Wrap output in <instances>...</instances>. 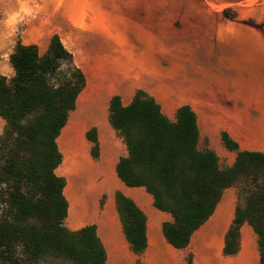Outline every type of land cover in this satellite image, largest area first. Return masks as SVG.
Returning a JSON list of instances; mask_svg holds the SVG:
<instances>
[{
    "label": "trees",
    "instance_id": "obj_1",
    "mask_svg": "<svg viewBox=\"0 0 264 264\" xmlns=\"http://www.w3.org/2000/svg\"><path fill=\"white\" fill-rule=\"evenodd\" d=\"M9 60L14 76L0 74V118L5 122L0 135V263L108 264L97 225L77 231L66 227L67 180L57 173L64 158L58 139L87 77L57 33L44 55L37 45L19 40ZM108 121L128 151L116 165L117 176L128 187H144L154 207L171 214L172 221L162 226L169 245L186 249L214 214L224 191L243 183L245 204L237 207L224 255L238 254L241 227L247 222L258 236L264 264V153L242 151L223 131L221 140L236 159L232 166L221 167L213 149L199 147L194 109L182 105L171 120L143 89L127 106L119 95L113 96ZM86 138L93 144L92 157L98 159L97 128ZM115 199L123 233L140 257L149 246L147 215L122 192ZM187 259L192 264L191 254Z\"/></svg>",
    "mask_w": 264,
    "mask_h": 264
},
{
    "label": "rangeland",
    "instance_id": "obj_2",
    "mask_svg": "<svg viewBox=\"0 0 264 264\" xmlns=\"http://www.w3.org/2000/svg\"><path fill=\"white\" fill-rule=\"evenodd\" d=\"M113 6L121 8L100 9ZM92 24L102 29L107 26L110 31L93 33L88 29ZM246 29L259 32L262 40H255L257 37ZM219 31L225 37L222 40L218 39ZM56 33L87 77V86L70 115L68 131L73 132L81 120L87 96L96 84L104 83L112 87L108 99L115 95L130 98L137 90H145L172 119L186 98L200 118L202 131L206 132L213 111L209 102L214 96L219 59L225 53L264 50V0H0V65L7 68L4 76L10 79L15 74L9 57L19 40L26 45H37L44 55ZM117 42L131 49L118 53ZM151 42L154 49L149 46ZM161 42L167 53L158 51ZM158 71L167 77L165 82ZM108 115L109 107L107 121ZM0 122L1 135L5 122ZM93 127L97 128L98 137L106 140L107 133L97 125L77 126L81 141L89 144L84 147L88 146L91 161L100 165L101 154L98 159L92 157L93 144L86 138ZM208 144L206 138L200 148H207ZM218 144L225 150L213 149L220 165L229 167L228 150L222 140ZM236 186L239 195H243V183ZM107 197L103 193L97 202L99 214L105 209ZM69 218L65 225L70 229L74 218Z\"/></svg>",
    "mask_w": 264,
    "mask_h": 264
},
{
    "label": "crops",
    "instance_id": "obj_3",
    "mask_svg": "<svg viewBox=\"0 0 264 264\" xmlns=\"http://www.w3.org/2000/svg\"><path fill=\"white\" fill-rule=\"evenodd\" d=\"M120 8L119 6H113L112 8L101 7L100 9L119 10ZM88 29L93 33L104 32L107 34L110 31L107 26L102 29L93 24L88 26ZM246 30L252 36L257 37L255 40H262V35L259 32L253 29ZM225 32L228 34V30H225ZM224 38L222 31H219L218 39L222 40ZM149 46L151 49L155 47L152 42L149 43ZM129 49L131 47H126L121 42L115 44V51L118 53H127ZM158 51L161 53L168 52L164 42H161ZM224 55V57L219 59L217 66L215 65L217 69L214 80L215 91L212 100L209 102L213 111L210 115L209 129L206 132L202 131V125L198 117L201 133L199 147L207 138L209 140L207 148L225 152L218 144V141L221 140V133L225 131L239 143L242 151L264 153V50L236 52L230 55L225 53ZM4 70L6 71L7 68L0 65V74L4 75ZM158 73L164 77L162 82H165L164 79L167 77L159 71ZM108 89L111 93L112 87H108ZM109 92L106 98L107 107H109L111 99V97L108 99ZM133 97L134 95H131L130 98L122 96L123 105H129ZM201 101L207 104L205 98H201ZM182 105L191 106V103L185 98V103ZM168 117L171 120H175L172 119L171 115ZM0 121L4 120L0 118ZM92 124L96 125V123ZM105 130L108 135L106 140L103 141L99 136L101 142L100 165H95L91 161L87 151L88 146L83 150H79V155L89 161L93 167L101 166L104 168L105 166L111 169L119 185L111 193L106 192L108 197L105 209L100 214V218L93 220L94 223H92L97 225L98 234L106 248L108 264H137L138 260L142 264H189L187 260L189 254L193 255L192 264H260L258 236L253 227L247 222L241 227L238 254L234 256L224 255L226 235L235 218L237 207L245 204V197L239 195V189L236 184L224 191L214 214L195 232L190 245L186 249H175L169 245L163 235L162 226L164 222L172 221L171 214L156 209L152 195L144 187H128L118 178L116 165L121 157L127 156V147L122 139L117 136L111 125L109 126L108 124V128ZM83 143L85 146L89 145L84 141ZM228 156L231 158L230 167L236 159V153L228 151ZM62 164L57 169V173L59 172L60 174L58 175L66 178L61 172ZM101 177L102 180H100L103 181L105 177L103 175ZM115 191L122 192L131 198L147 215L149 246L140 257L131 251L123 233L122 223L116 208ZM108 202L114 205V212L111 216L106 214ZM87 225L91 224L87 223L81 226L71 220L70 230L77 231ZM165 248L170 250L169 253Z\"/></svg>",
    "mask_w": 264,
    "mask_h": 264
},
{
    "label": "bare ground",
    "instance_id": "obj_4",
    "mask_svg": "<svg viewBox=\"0 0 264 264\" xmlns=\"http://www.w3.org/2000/svg\"><path fill=\"white\" fill-rule=\"evenodd\" d=\"M108 92L106 84H96L94 91L87 96L88 101L80 114L81 120L74 127L76 129L73 132L68 131L69 125H67L58 139V145L64 157L61 168L67 178L65 194L70 204L69 216L79 225L99 219L100 207L98 208L97 202L100 196L106 192L111 193L119 186L111 169L105 166L104 168L93 167L89 161L79 155V150H83L85 145L81 141L77 126L96 123L103 132L108 128L106 106ZM102 175L105 177L103 181L100 180ZM106 208V214L111 216L114 212L113 203L108 202ZM165 250L168 253L170 251L167 248Z\"/></svg>",
    "mask_w": 264,
    "mask_h": 264
}]
</instances>
